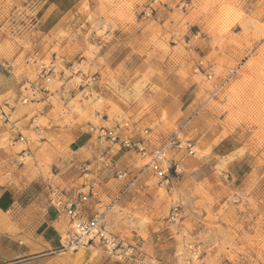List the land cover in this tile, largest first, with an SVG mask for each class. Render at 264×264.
Instances as JSON below:
<instances>
[{
	"label": "rangeland",
	"instance_id": "obj_1",
	"mask_svg": "<svg viewBox=\"0 0 264 264\" xmlns=\"http://www.w3.org/2000/svg\"><path fill=\"white\" fill-rule=\"evenodd\" d=\"M104 1L110 4L106 18L101 19L94 8L83 4L62 21L59 31L50 34L45 27L48 21L41 19L39 10L44 0L0 3V95L5 94L0 96V127L6 125L12 130L23 117L29 116L39 128L40 142L48 141L59 153H64L77 135L85 131L94 134L92 151L96 157L92 162L102 164L98 172L109 170L128 175L122 179L115 176L120 181L113 183L121 186L118 196L102 197L103 202L114 206L112 215L117 217L114 225L111 216L103 225L122 245L123 255L130 252L128 240L133 234L140 233L148 239L152 233L168 235L176 243L180 264H264V39L256 46L258 37H248L255 50L231 68L221 83L217 82L215 72L211 80L197 73L214 91L205 109L211 114L204 119L200 117L202 122L206 121L205 131L181 134L184 140L196 144V153L193 156L185 151L171 153L170 158L178 163L179 174L171 173L169 183H165L138 153L113 146L98 133L101 127L120 126L123 138L136 140L149 129L148 138L154 146L171 137L161 141L155 125H139L128 114L117 118L116 126L104 123L111 113L122 114V109L127 110L135 103L140 104V113H149L151 107L142 92L145 84L142 87L137 84L136 99L130 101L115 76L105 73L109 77L105 90L116 95L103 98L97 94L96 77L104 69L102 59L107 53L102 50V42L106 49L122 39L128 29H135L138 39L142 33L154 31L151 43L162 54H177L178 49L171 47L179 46L180 50L183 35L180 25L172 27L176 14L162 20L164 8L174 9L175 2ZM213 1L214 10L201 12L204 33H227V38L239 47L246 37L232 32L243 27L250 29L240 0ZM181 45L185 46L184 42ZM157 54L147 52L148 56ZM55 57L63 60L60 74L50 85L49 93L41 92L33 98L25 88L37 80L38 66L49 64ZM25 97L29 99L26 104L22 101ZM65 100L69 102L67 109ZM1 111L10 115L9 122L1 119ZM126 122L131 128L124 127ZM55 124L61 128L66 124L69 131L53 132ZM43 129L50 132L44 133ZM0 139L7 153L24 154L18 160L21 164L32 161L23 146L15 145L20 138L8 134ZM24 140L22 143L29 139ZM238 158L249 159L250 173L234 181L229 175L230 164ZM102 249L106 252L103 246Z\"/></svg>",
	"mask_w": 264,
	"mask_h": 264
},
{
	"label": "crops",
	"instance_id": "obj_2",
	"mask_svg": "<svg viewBox=\"0 0 264 264\" xmlns=\"http://www.w3.org/2000/svg\"><path fill=\"white\" fill-rule=\"evenodd\" d=\"M7 1L0 0V3ZM173 2L175 8H164L166 13L162 20L176 14L172 18V27L180 25V34L183 35L180 41L185 44L183 46L180 42V50L179 46L171 47L178 49L177 54H162L151 43L154 31L142 33V38L138 39L136 30L128 29V33L122 34V39L114 41L106 49L102 42V50L107 53L102 59L104 69L96 77L97 94L103 98L116 95L115 92L105 90V84L109 80L105 73H111L130 101L136 99L137 84L141 87L145 84L143 99L151 107L147 114L140 113V104L137 103L127 110L122 109V114L111 113L104 121L110 127L117 125V118L128 114L137 119L139 125H155L160 131L161 141L175 133L205 131V120L202 122V119L211 114L205 109L214 91L197 73L204 75L203 70L211 68L213 75L216 73L217 82L221 83L229 76L231 68L237 67L250 51L255 50L256 47H252L248 37H258L256 46L264 39V0H240L241 11L244 18L249 20L250 29L243 27L232 32L246 37L245 43L239 47L227 38V33L224 34L226 38L220 33H204L201 12L204 9L214 10L213 0ZM83 4L94 8L101 19L107 17L109 3L106 4L104 0H44L39 10L42 11L41 19L48 21L45 23L46 31L49 34L57 31L62 21L70 18ZM185 20H188V25L186 32H183ZM114 34L116 35L115 32ZM147 52L158 54L148 56ZM3 95L5 94L0 96ZM65 103L64 108L67 109L69 102L65 100ZM63 125L62 129L55 124L52 131L68 132L69 127ZM43 131L50 132L47 129ZM8 134L12 138L29 139L24 143L17 141L15 145L17 148L23 146L32 161L21 164L18 160L24 154L20 156L7 153L0 139V264H180L176 243L163 234L157 236L151 233L148 239L140 233L133 234L128 240L130 252L121 259L110 256L99 243L83 249L70 248L65 239L70 235L71 227L63 209H57L50 202V190L57 188L65 192L68 199H74L79 190L95 184L100 191L99 198H91L86 204L85 218L95 217L100 206L103 222L111 216V223L114 225L117 220L112 215L114 206L103 202L102 197L108 199L118 196L121 186L113 182L122 179L119 175L121 172H98L102 164L99 161L92 162L96 154L92 151L94 134L89 131L77 135L64 153H59L48 141L40 142L39 128L31 122L29 116L23 117L17 128L12 130L6 125L0 127V137ZM227 153L231 152H226V155ZM249 162L248 158H238L230 164L229 175L232 180L238 181L250 173ZM88 169L92 172H88ZM124 230L127 232V227ZM147 230L149 231V227Z\"/></svg>",
	"mask_w": 264,
	"mask_h": 264
},
{
	"label": "built area",
	"instance_id": "obj_3",
	"mask_svg": "<svg viewBox=\"0 0 264 264\" xmlns=\"http://www.w3.org/2000/svg\"><path fill=\"white\" fill-rule=\"evenodd\" d=\"M152 9L150 8L149 11ZM148 16V14L146 13ZM63 65L61 58L55 57L49 64H41L38 66L37 80L31 83L29 90L33 98L41 92L49 93V87L52 85L54 79L58 76L59 70ZM199 71V70H198ZM205 77L208 80L213 78V72L211 68L203 70ZM23 103L26 104L29 99L23 98ZM1 119L5 122L10 119V115L6 111H1ZM125 128H131L129 122L124 123ZM122 128L116 127L107 129L101 127L98 130L99 137L110 143L113 146H119L120 149L135 151L142 158L147 160V167L153 171L161 181L169 183L171 173L175 175L179 174V166L175 159L170 158V154L173 152L185 151L188 155H195L196 144L193 141L184 140L181 137L182 133H175L163 144L159 146L152 145L148 138L149 129L144 131V136L130 140L123 138L120 135ZM23 141V138H20ZM120 178L126 177V174L119 173ZM99 195L98 188L95 184L85 187L79 190L77 197L74 199H68L65 192L57 188L50 190V202L57 208L63 209L64 216L68 220L71 227V233L66 237L67 245L72 249L85 248L94 243L102 245L106 252L112 256L121 259L123 255V247L118 242L117 238L106 232L103 225V214L98 209L97 215L92 219L85 218L84 208L91 198H97ZM175 213H173L174 216Z\"/></svg>",
	"mask_w": 264,
	"mask_h": 264
}]
</instances>
